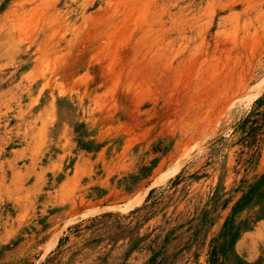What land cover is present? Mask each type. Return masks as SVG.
<instances>
[{
	"label": "rangeland",
	"instance_id": "obj_1",
	"mask_svg": "<svg viewBox=\"0 0 264 264\" xmlns=\"http://www.w3.org/2000/svg\"><path fill=\"white\" fill-rule=\"evenodd\" d=\"M0 264H264V0H0Z\"/></svg>",
	"mask_w": 264,
	"mask_h": 264
}]
</instances>
